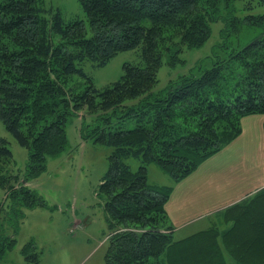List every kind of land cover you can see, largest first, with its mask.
Returning <instances> with one entry per match:
<instances>
[{
	"label": "trees",
	"instance_id": "trees-1",
	"mask_svg": "<svg viewBox=\"0 0 264 264\" xmlns=\"http://www.w3.org/2000/svg\"><path fill=\"white\" fill-rule=\"evenodd\" d=\"M235 1L80 0L93 31L87 36L84 20L65 21L59 9L42 0H0V117L30 149L26 180L45 171L48 156L66 149V124L74 110L121 109L137 120L131 129L97 125L90 135L112 148L99 186L112 231L106 264H264V189L229 207L233 223L223 235L208 228L175 239L166 210L174 185L152 184L148 175L156 163L174 183L182 181L240 135L243 117L264 114V31L233 48L227 60L236 63V72H224L227 65L220 59L154 92L164 53L177 54L179 45H203L211 22L223 10L234 12ZM244 21L263 26L264 14L233 16L228 27ZM134 48H140L142 62L125 63L121 77L103 88L84 71L86 61L105 66L120 51ZM76 73L88 78L82 90L68 86ZM12 157L8 140L1 138L0 185L8 217L16 221L10 235L0 224V260L17 242V214L42 203L10 171ZM130 157L140 160L137 170L125 161ZM22 252L25 264L39 262L33 241Z\"/></svg>",
	"mask_w": 264,
	"mask_h": 264
},
{
	"label": "rangeland",
	"instance_id": "rangeland-1",
	"mask_svg": "<svg viewBox=\"0 0 264 264\" xmlns=\"http://www.w3.org/2000/svg\"><path fill=\"white\" fill-rule=\"evenodd\" d=\"M42 1L48 8L59 9L65 21L75 17L84 20L87 36L93 35L87 12L80 0ZM233 10L235 11L223 10L222 17L211 22L210 38L203 45L199 47L179 45L177 54L164 53L154 92L165 89L171 81L177 80L180 76L200 74L220 59H224V64L227 65L224 72H230L233 68L236 72V63L227 60L233 48L252 43L264 31V25L244 21L230 30L232 17L244 20L248 15L260 16L264 14V3H260V0H236ZM52 39L55 43L60 41V37L56 35L52 36ZM127 62H142L140 48L120 51L105 66H95L91 61H86L82 66L85 73L92 77L94 84L103 88L121 77ZM233 75L236 76V73ZM87 84L88 78L76 73L68 86L82 90ZM127 103H131V100ZM97 125L107 130L131 129L137 125V120L135 117L124 116L121 109L113 112L84 106L74 110L66 124L68 136L66 149L57 156H48L45 171L26 180L24 175L30 160V149L18 143L0 117V139L6 138L13 152L10 171L18 174L42 201L34 208L24 209L23 214H17L18 220L15 223L17 242L0 260V264H25L26 257L22 249L29 241H33L39 254V262L36 264H106L105 256L112 231L103 205L104 197L99 194V186L109 168L112 148L90 136ZM125 161L133 170L140 166L138 158L130 157ZM148 170L149 182L152 184L168 185L173 182L171 176L156 163L150 164ZM262 189L264 188L260 190ZM257 192L243 197L234 204L251 201ZM5 196V188L0 185V224L4 232L10 235L14 232L13 222L16 218L8 217ZM230 206L175 233V239L208 228H217L223 235L233 223L234 216L228 211ZM237 213L238 210L235 212L236 216ZM227 257L231 261V257L229 255Z\"/></svg>",
	"mask_w": 264,
	"mask_h": 264
},
{
	"label": "crops",
	"instance_id": "crops-1",
	"mask_svg": "<svg viewBox=\"0 0 264 264\" xmlns=\"http://www.w3.org/2000/svg\"><path fill=\"white\" fill-rule=\"evenodd\" d=\"M242 132L174 185L166 204L175 233L264 188V114L242 118ZM169 184V185H170Z\"/></svg>",
	"mask_w": 264,
	"mask_h": 264
}]
</instances>
